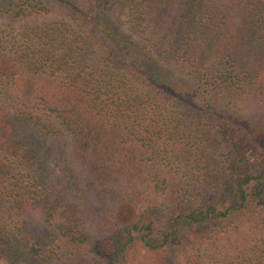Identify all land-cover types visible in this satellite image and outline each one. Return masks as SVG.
<instances>
[{"label":"trees","instance_id":"1","mask_svg":"<svg viewBox=\"0 0 264 264\" xmlns=\"http://www.w3.org/2000/svg\"><path fill=\"white\" fill-rule=\"evenodd\" d=\"M140 251L264 264V0H0V264Z\"/></svg>","mask_w":264,"mask_h":264},{"label":"rangeland","instance_id":"2","mask_svg":"<svg viewBox=\"0 0 264 264\" xmlns=\"http://www.w3.org/2000/svg\"><path fill=\"white\" fill-rule=\"evenodd\" d=\"M41 176L44 178L51 187L64 191V167L53 158L44 159L39 166ZM107 203V202H106ZM102 202H99L96 197H90L88 203H81V210L85 217L86 229L85 233L90 241L95 243L98 254H107L108 252V240L105 238L106 234L110 231L111 227L108 221L104 220L100 214L96 212V209H101ZM109 206V203L106 204ZM35 233L41 237L44 235V229L40 227H34ZM149 254L140 251L132 259L131 264H149Z\"/></svg>","mask_w":264,"mask_h":264}]
</instances>
